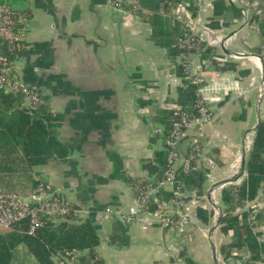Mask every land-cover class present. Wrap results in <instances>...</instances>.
Returning a JSON list of instances; mask_svg holds the SVG:
<instances>
[{"label":"crops","instance_id":"crops-1","mask_svg":"<svg viewBox=\"0 0 264 264\" xmlns=\"http://www.w3.org/2000/svg\"><path fill=\"white\" fill-rule=\"evenodd\" d=\"M30 4L32 15L22 35L27 48L13 66L21 80L50 99L53 112L66 116L60 140L70 148L65 163L36 172L57 197L76 206L80 216L94 218L101 238L95 252L103 264H174L178 259L185 264L186 259L236 264L225 261L220 252L231 243V234L221 231V223L213 229L215 212L203 203L213 201L218 188L246 176H238L242 157L245 153L246 161L264 114V0H199L196 17L188 8L200 42L190 52L185 39L180 43L178 38L180 23L189 28L185 17L176 14L177 7L156 10L153 0H141L143 14L157 15L155 25L141 16L123 17L107 1ZM194 77L203 78L200 96L214 122L192 130L179 144L178 168L198 140L204 160L212 162L209 167L199 162L198 171L206 177L205 195L187 194L185 202L195 212L183 228L166 227L160 214L143 212L127 225L129 245L112 246L107 237L113 221L105 211L126 208L135 200L125 179L113 177L115 162L121 164L122 175L145 178L142 164L162 148L152 142L162 128L152 122L151 107H141L139 101L173 110L179 90L188 80L193 84ZM213 203L217 211L219 205ZM198 207L212 215L207 224L197 217ZM163 214L173 216L171 210ZM257 231L264 232V227ZM8 232L0 228V235ZM28 264H35L32 257Z\"/></svg>","mask_w":264,"mask_h":264},{"label":"trees","instance_id":"trees-1","mask_svg":"<svg viewBox=\"0 0 264 264\" xmlns=\"http://www.w3.org/2000/svg\"><path fill=\"white\" fill-rule=\"evenodd\" d=\"M98 1L108 0H95ZM153 1L156 5L152 8L170 10L177 7L182 0ZM185 1L196 17L199 0ZM0 5L10 10L14 19V31L22 37L24 24L32 15L30 0H0ZM134 15L141 16L145 21H152L155 25L159 23L157 15H145L142 12ZM180 28L178 38L181 43L188 31L184 29L182 23ZM26 46L22 40L14 46L0 41V54L7 56L14 64ZM179 75L185 76L182 67L179 68ZM34 88L43 94L40 88ZM43 100L44 103L39 108L30 111L25 106L22 93H9L0 89V194L28 198L42 189L57 197L49 183L38 178L40 175L36 170L51 163H65L68 160L70 148L60 140V129L66 116L53 112L50 99L45 95ZM199 100L198 87L188 80L186 87L179 90L178 98L174 102L177 110H166L167 108L162 110L152 102L139 101L141 107L148 105L151 107L152 122L162 128V132L154 135L152 139L153 143L160 142L162 148L155 152L152 160L142 164L143 170L148 173V177L145 178L122 175L121 164L118 160L115 162L116 170L113 177L125 179L132 188L135 198L142 190L156 187L166 178L168 158L172 152L168 142L173 123L181 115L188 117L198 115L196 105ZM245 174L240 185L225 187L221 193V231L224 234H231L232 241L229 245L222 246L220 252L225 261L259 264L264 262V242L259 241L262 233L257 229L264 227V210L261 209L256 215L253 214L251 206L239 213L237 210L245 209L248 203L256 202L258 198L264 201V118L255 131L253 144L247 153ZM178 181L187 194L194 193L196 198L205 195L206 177L203 172L184 173L179 170ZM154 199L168 202L174 199V195L159 190L152 197L151 203L144 208V212L155 213L158 210V204ZM69 206L70 213L64 219L54 221L41 215L40 226L33 234L28 233L29 220H25L10 232L0 235V264H28L29 257H32L35 264H54L53 258L56 255L68 252L82 253L83 256L78 258L80 264H103L95 252L101 238L94 218L82 217L76 206L70 203ZM196 213L204 224H207L212 216L200 207ZM127 227L120 221H113L111 233L107 237L108 243L118 248L127 247L129 245ZM240 251L246 252L249 256L245 258L238 256ZM186 264L197 263L186 259Z\"/></svg>","mask_w":264,"mask_h":264},{"label":"built area","instance_id":"built-area-1","mask_svg":"<svg viewBox=\"0 0 264 264\" xmlns=\"http://www.w3.org/2000/svg\"><path fill=\"white\" fill-rule=\"evenodd\" d=\"M107 5L123 17L131 16L135 13L143 10L139 0H108ZM189 4L182 0L176 8V14L178 16H184L186 21V28L189 30L185 34L184 43L188 51L195 50L199 45V40L195 37V22L192 20L189 12ZM14 19L10 13V10L3 5H0V41L7 42L10 46H14L16 43L22 40V37L14 31ZM193 84L198 87V95L200 100L196 105L198 115L196 116H184L181 115L178 120L173 123V129L170 136L168 145L172 149V152L168 158V170L166 172V178L160 182L156 187H148L142 190L137 198H135L133 204L126 208L119 209H107L105 214L112 221H120L126 225L133 224L137 216L144 212V208L147 207L152 200V197L158 193L159 190L169 188L174 199L170 203L166 201L157 202V213L162 218L164 226H170L171 228H183L188 224L190 218L191 207L186 204L185 197L187 191H183L179 185L178 177L179 170L184 173L196 172L200 169L199 162L203 160L206 167L212 165L209 161L206 163L204 160V148L195 140L192 144V150L188 153V156L182 160L180 167L178 168L179 157L177 154L178 146L181 142L190 136L192 130L202 127L204 125H211L214 122V117L210 112V109L206 106L204 100L201 98L203 87V78L194 77ZM0 89L9 93H22L25 99V106L30 110H36L43 103L44 94L36 90V88L30 86L21 79H18L13 64L9 61L8 57L0 54ZM177 110V107H173ZM253 214L256 215L261 209L264 210V201L258 198L253 205ZM166 210H171L172 215L178 217L172 220L173 216L164 215ZM70 213L69 203L64 202L53 194L39 189L38 192L31 196L29 200L18 197L16 195H3L0 194V228L5 230H13L16 225H19L25 220H29V234H33L38 226H40V216L43 215L51 220L64 219ZM258 238L260 242H264V232ZM83 256L82 253L68 252L66 254H58L53 260L54 264H80L78 258ZM240 257H248L246 252H238ZM174 264H185L182 260H177ZM233 264V263H230ZM236 264H240L236 261ZM259 264H264L261 262Z\"/></svg>","mask_w":264,"mask_h":264},{"label":"rangeland","instance_id":"rangeland-1","mask_svg":"<svg viewBox=\"0 0 264 264\" xmlns=\"http://www.w3.org/2000/svg\"><path fill=\"white\" fill-rule=\"evenodd\" d=\"M173 107H174V106H173ZM262 117L264 118V114H263ZM248 140H249V139H248ZM249 142H250V141H249ZM234 183H235V185H231V184H230V186H236V184H241V182H240V183H238V182L236 183V181H235ZM27 184H28V183H26V185H27ZM208 185H210V184H208ZM226 186L228 187L229 184H227ZM226 186H225V187H226ZM223 188H224V187H223ZM223 188H218V190L212 195V199H213V201L216 202L219 206H222V205H221L222 203H221V198H220V197H221V191H222ZM62 200H63V199H62ZM213 201L210 202V201H208V200L205 199V201H204L205 203H203V206H205L206 208H208V211H209V212H213V211H214L215 214H216V215H215L214 212H213L214 217H213V219H212V221H213V222H212V225L215 224L216 219H217V211H216V209H215L216 206L214 205L215 203H213ZM247 206L249 207V206H251V204H249V205H247ZM193 211L195 212V209H194V208H192V210H191L190 213L192 214ZM194 212H193V213H194ZM175 216H176V215L174 214V216L172 217V220H175V218H176ZM212 227H213V226H212Z\"/></svg>","mask_w":264,"mask_h":264},{"label":"water","instance_id":"water-1","mask_svg":"<svg viewBox=\"0 0 264 264\" xmlns=\"http://www.w3.org/2000/svg\"><path fill=\"white\" fill-rule=\"evenodd\" d=\"M260 122H261V120L259 121L257 127L255 128V131L258 128V126L260 125ZM244 172H245V153L243 154V157H242V166H241V169H240V172H239L238 176L239 177L242 176L244 174ZM232 182H233V180H232ZM217 212H218V218H217V221H216V225L214 226L213 229H216L217 226L221 223V220H222V209L219 206H217ZM215 255H216V252H215V249H214V256ZM214 258H215V260H217L216 256Z\"/></svg>","mask_w":264,"mask_h":264}]
</instances>
